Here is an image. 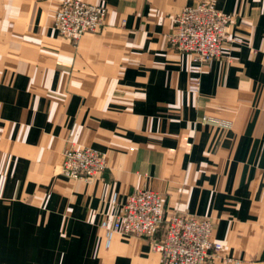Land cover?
<instances>
[{
    "label": "crops",
    "instance_id": "crops-1",
    "mask_svg": "<svg viewBox=\"0 0 264 264\" xmlns=\"http://www.w3.org/2000/svg\"><path fill=\"white\" fill-rule=\"evenodd\" d=\"M62 1L0 0V264H159L149 241L172 214L209 218L221 255L264 264V0H78L106 17L75 41L52 27ZM204 1L242 43L195 96L166 35ZM83 147L107 162L91 183L61 174ZM143 188L163 199L161 226L105 249L100 222Z\"/></svg>",
    "mask_w": 264,
    "mask_h": 264
},
{
    "label": "built area",
    "instance_id": "built-area-1",
    "mask_svg": "<svg viewBox=\"0 0 264 264\" xmlns=\"http://www.w3.org/2000/svg\"><path fill=\"white\" fill-rule=\"evenodd\" d=\"M106 9L78 0L62 2L53 17L52 27L63 38L78 40L94 34L103 26ZM232 16L214 9L209 2L184 7L174 19L172 31L166 35L169 49L190 56L187 92L199 95L200 76L217 59H228L233 45L242 43L239 37H227ZM208 121V119H204ZM227 129L224 122H215ZM107 168L104 155L91 148H69L63 153L61 174L69 180L91 183ZM113 194L111 203L115 204ZM164 204L161 195L149 188L132 191L122 203L119 213L104 218L100 228L104 248L110 247L115 234L145 239L163 222ZM213 223L209 218L172 214L166 222L160 241H149L152 252L159 255V264H241L239 260L221 255V245L213 240Z\"/></svg>",
    "mask_w": 264,
    "mask_h": 264
},
{
    "label": "rangeland",
    "instance_id": "rangeland-1",
    "mask_svg": "<svg viewBox=\"0 0 264 264\" xmlns=\"http://www.w3.org/2000/svg\"><path fill=\"white\" fill-rule=\"evenodd\" d=\"M62 2H64V1H62ZM62 2H61V3H62ZM61 3H60V4H61ZM204 121H205V120H204ZM216 126H217V125H216Z\"/></svg>",
    "mask_w": 264,
    "mask_h": 264
}]
</instances>
